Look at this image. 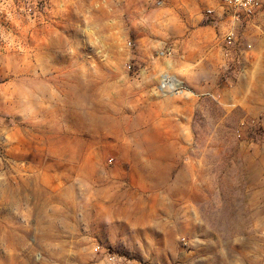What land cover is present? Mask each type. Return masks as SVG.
<instances>
[{"label":"rangeland","instance_id":"rangeland-1","mask_svg":"<svg viewBox=\"0 0 264 264\" xmlns=\"http://www.w3.org/2000/svg\"><path fill=\"white\" fill-rule=\"evenodd\" d=\"M0 264H264V2L0 0Z\"/></svg>","mask_w":264,"mask_h":264},{"label":"built area","instance_id":"built-area-1","mask_svg":"<svg viewBox=\"0 0 264 264\" xmlns=\"http://www.w3.org/2000/svg\"><path fill=\"white\" fill-rule=\"evenodd\" d=\"M221 2L223 6H225L229 12H232L234 16H237V18H239V16L250 18L257 12V9L262 5L264 0H221ZM212 12V10H206L207 15H211ZM234 38V32L229 30L223 37V42L227 46H233L235 45ZM247 49H249L248 46ZM176 81L177 79L172 78L169 76V74L161 73L159 75L158 85L155 93H160L163 95L175 93L180 96H186L189 94L187 87L184 86L183 83H181L179 86L175 85ZM108 260L110 262L113 261V257L108 255Z\"/></svg>","mask_w":264,"mask_h":264},{"label":"bare ground","instance_id":"bare-ground-1","mask_svg":"<svg viewBox=\"0 0 264 264\" xmlns=\"http://www.w3.org/2000/svg\"><path fill=\"white\" fill-rule=\"evenodd\" d=\"M180 84H181V82L178 81V80L175 82V85H178L179 86Z\"/></svg>","mask_w":264,"mask_h":264},{"label":"crops","instance_id":"crops-1","mask_svg":"<svg viewBox=\"0 0 264 264\" xmlns=\"http://www.w3.org/2000/svg\"><path fill=\"white\" fill-rule=\"evenodd\" d=\"M243 52H244V50H242V52H240V54L243 53Z\"/></svg>","mask_w":264,"mask_h":264}]
</instances>
